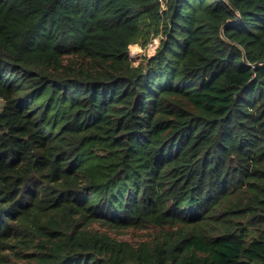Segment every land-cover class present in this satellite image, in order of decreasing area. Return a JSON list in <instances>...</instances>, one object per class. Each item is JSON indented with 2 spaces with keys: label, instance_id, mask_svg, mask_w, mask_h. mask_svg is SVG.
Here are the masks:
<instances>
[{
  "label": "trees",
  "instance_id": "16d2710c",
  "mask_svg": "<svg viewBox=\"0 0 264 264\" xmlns=\"http://www.w3.org/2000/svg\"><path fill=\"white\" fill-rule=\"evenodd\" d=\"M0 101V264H264V0H0Z\"/></svg>",
  "mask_w": 264,
  "mask_h": 264
},
{
  "label": "rangeland",
  "instance_id": "374dc122",
  "mask_svg": "<svg viewBox=\"0 0 264 264\" xmlns=\"http://www.w3.org/2000/svg\"><path fill=\"white\" fill-rule=\"evenodd\" d=\"M154 38L151 42H149L145 47H141L138 44H133L129 46V60L133 65H137V63L144 57H151L155 54L159 41ZM155 40V42H154ZM134 48H138L139 51H133ZM111 235L119 238L125 239L129 241H135L141 238V233L133 230H125L120 232H111Z\"/></svg>",
  "mask_w": 264,
  "mask_h": 264
},
{
  "label": "clouds",
  "instance_id": "9594fccd",
  "mask_svg": "<svg viewBox=\"0 0 264 264\" xmlns=\"http://www.w3.org/2000/svg\"><path fill=\"white\" fill-rule=\"evenodd\" d=\"M133 51H139V49L138 48H134Z\"/></svg>",
  "mask_w": 264,
  "mask_h": 264
},
{
  "label": "water",
  "instance_id": "95a60500",
  "mask_svg": "<svg viewBox=\"0 0 264 264\" xmlns=\"http://www.w3.org/2000/svg\"><path fill=\"white\" fill-rule=\"evenodd\" d=\"M0 105H1V101H0Z\"/></svg>",
  "mask_w": 264,
  "mask_h": 264
},
{
  "label": "built area",
  "instance_id": "2783aa9c",
  "mask_svg": "<svg viewBox=\"0 0 264 264\" xmlns=\"http://www.w3.org/2000/svg\"><path fill=\"white\" fill-rule=\"evenodd\" d=\"M157 40V39H156ZM154 42H155V40H154Z\"/></svg>",
  "mask_w": 264,
  "mask_h": 264
},
{
  "label": "bare ground",
  "instance_id": "6f19581e",
  "mask_svg": "<svg viewBox=\"0 0 264 264\" xmlns=\"http://www.w3.org/2000/svg\"><path fill=\"white\" fill-rule=\"evenodd\" d=\"M131 46V45H130Z\"/></svg>",
  "mask_w": 264,
  "mask_h": 264
}]
</instances>
